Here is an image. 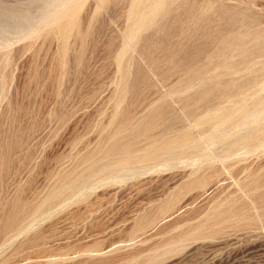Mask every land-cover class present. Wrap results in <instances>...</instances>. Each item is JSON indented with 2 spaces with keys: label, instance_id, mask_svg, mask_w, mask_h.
Here are the masks:
<instances>
[{
  "label": "rangeland",
  "instance_id": "obj_1",
  "mask_svg": "<svg viewBox=\"0 0 264 264\" xmlns=\"http://www.w3.org/2000/svg\"><path fill=\"white\" fill-rule=\"evenodd\" d=\"M57 1L0 0V264H264V0L134 37L131 0Z\"/></svg>",
  "mask_w": 264,
  "mask_h": 264
},
{
  "label": "bare ground",
  "instance_id": "obj_2",
  "mask_svg": "<svg viewBox=\"0 0 264 264\" xmlns=\"http://www.w3.org/2000/svg\"><path fill=\"white\" fill-rule=\"evenodd\" d=\"M76 0H60V1H57V6H58V9H60V11H64V8L65 7H70ZM170 1L172 0H131L132 2V7H131V10H130V19L132 20L133 24H134V29L132 30V32L130 33V35L132 37H134L135 35H137V33L139 32V30L144 27L146 24H150V23H154L158 18H161L163 17L164 15L168 14L167 12L169 11L168 8H169V4H170ZM184 2V1H183ZM206 2V1H205ZM208 2V1H207ZM210 3L212 1H209ZM214 2V1H213ZM182 3V2H181ZM208 4V3H207ZM205 5V3H204ZM65 6V7H64ZM73 6V5H72ZM171 6V5H170ZM218 6H220L218 4ZM224 6V5H223ZM214 7V5H213ZM211 7V8H213ZM216 7V6H215ZM56 8V6H55ZM71 8V7H70ZM58 9L56 11H58ZM214 9V8H213ZM55 10V9H54ZM52 10V11H54ZM222 10V8H221ZM229 10V9H228ZM51 11V12H52ZM198 11V10H196ZM205 11V10H204ZM224 12V11H222ZM226 9H225V13H226ZM11 13V11H10ZM16 13V12H15ZM59 14V12H57ZM69 13V12H68ZM190 13V12H189ZM237 13V12H236ZM55 14V13H54ZM53 14V16H54ZM207 14V13H206ZM220 14V13H219ZM12 15V14H11ZM57 16V14H55ZM190 15V14H189ZM198 15V14H197ZM223 15V13H222ZM201 16V15H200ZM55 17V16H54ZM53 17V18H54ZM198 17V16H197ZM25 18V17H24ZM14 19V17H13ZM52 19V18H51ZM227 19V18H226ZM206 20V19H205ZM229 20V19H228ZM55 21V20H54ZM8 22V21H7ZM18 22V21H17ZM16 22V23H17ZM9 23V22H8ZM7 23V24H8ZM227 23V22H226ZM18 24V23H17ZM20 24V23H19ZM209 24V23H208ZM1 25V24H0ZM6 26V25H5ZM2 25V27L4 28H7ZM23 25H19V29H18V36L17 38L19 39H24V38H28V37H34V18L31 19V21H29V23H27V25H25L24 27H22ZM227 26V25H226ZM10 28V27H9ZM2 31H6V30H2ZM10 31V30H9ZM6 33V32H5ZM220 33V31H219ZM7 35V34H6ZM15 35V34H14ZM180 35V34H179ZM239 36H242V37H239L238 39L241 40V42L244 41V37L246 36V34H243V32L239 35ZM14 36H12V39H13ZM9 38V36H8ZM263 39V35L262 34H259L255 37V42L256 44H259ZM1 42V41H0ZM11 42L10 40H4V42L0 43V46L1 47H4V48H9L11 45ZM229 43V42H228ZM227 42L224 43L225 44V47L226 45L229 46ZM220 44V43H219ZM238 44V43H237ZM236 44V45H237ZM235 46V45H234ZM242 47V46H241ZM3 48V49H4ZM243 50V51H242ZM241 52H244V48H241L240 49ZM219 52V51H218ZM258 114V113H257ZM221 114H219L220 116ZM226 119H223L222 118V123L223 121H225ZM255 120V118H254ZM253 121V120H252ZM244 125L245 126H248L251 121H244ZM217 128V127H216ZM219 128V127H218ZM217 128V129H218ZM236 128V127H235ZM231 130V129H230ZM256 130H259V128H256ZM185 131V130H184ZM234 133V132H233ZM237 133H239L237 131ZM226 134V132H225ZM233 136V135H232ZM240 137V142L237 143L238 145H246V144H249V143H252L255 141V138H254V133H251V132H246L244 134H240L239 135ZM256 137V136H255ZM201 138V137H200ZM216 138V137H215ZM214 137L211 138V143H215L216 142V139ZM228 138V137H227ZM187 139V138H186ZM208 139V138H207ZM199 140V139H198ZM197 140V141H198ZM218 140V139H217ZM203 141V140H202ZM189 142V140H186L185 143ZM207 142V141H206ZM205 143V142H204ZM236 143V142H235ZM199 144V143H198ZM196 145V144H195ZM190 146V145H189ZM197 146V145H196ZM206 146V145H205ZM193 147V145H192ZM207 148V147H206ZM179 151V150H178ZM207 151V150H206ZM201 152V151H200ZM212 153V152H211ZM230 151H224L223 152V155L221 154V156L226 157L227 155H229ZM214 156V155H213ZM205 157L206 158H209L210 157V154H205ZM220 157V156H219ZM199 159V158H198ZM202 160V159H201ZM168 164V163H166ZM147 166V165H146ZM170 166V165H169ZM121 167V166H120ZM172 168V167H171ZM140 174V173H139ZM16 224V223H15ZM14 225V224H13Z\"/></svg>",
  "mask_w": 264,
  "mask_h": 264
}]
</instances>
